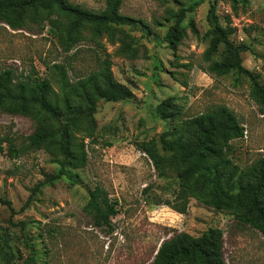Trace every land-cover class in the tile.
I'll list each match as a JSON object with an SVG mask.
<instances>
[{
    "label": "rangeland",
    "instance_id": "obj_1",
    "mask_svg": "<svg viewBox=\"0 0 264 264\" xmlns=\"http://www.w3.org/2000/svg\"><path fill=\"white\" fill-rule=\"evenodd\" d=\"M68 1L93 11L105 4ZM194 1L123 0L120 13L131 22L111 27L113 40L102 33L94 37L102 45L97 48L85 28L81 34L86 39L69 53L49 32L44 13H27L19 30L0 23V72L12 69L20 76L33 68L51 82L52 101L61 98V84L93 71L96 61L104 59L114 81L132 93L129 101L97 103L93 122L81 123L72 133L73 149L86 155L85 166L65 168L64 177L38 189V183L57 171L55 157L44 149L26 150L24 137L34 132L36 122L0 111V140L14 138L18 150L17 157L7 153L4 143L0 150V200L11 205L0 202V264H25L30 255L38 264H152L163 241L220 251L225 264H264V236L237 224L230 211L210 207L204 189L192 195L181 192L183 167L171 163L160 141L168 132L188 137L182 131L186 121L224 106L244 131L227 146L216 139L228 162L221 166L222 174L245 180V171L264 158V108L252 99L248 80L210 74L203 58L213 6L221 25L230 17L233 42L247 48L242 66L264 83V0H248L236 13L229 0H205L186 14L184 35L172 51L164 36L178 8ZM168 99L172 109L161 119L157 108ZM141 143L150 146L158 168L136 147ZM96 187L117 204L110 228L94 227L84 209Z\"/></svg>",
    "mask_w": 264,
    "mask_h": 264
},
{
    "label": "trees",
    "instance_id": "obj_2",
    "mask_svg": "<svg viewBox=\"0 0 264 264\" xmlns=\"http://www.w3.org/2000/svg\"><path fill=\"white\" fill-rule=\"evenodd\" d=\"M123 0H104V8L93 11L68 0H0V23L12 30L22 29L27 13L45 14L49 32L56 36L62 51L69 53L79 42L86 39L81 30L89 29L93 37L89 39L97 48L102 45L94 37L107 33L113 40L111 27L129 24L131 19L120 13ZM205 0H196L187 7L178 8L164 36L167 47L175 51L184 35L181 26L187 13L193 12ZM231 10L236 13L238 8L248 5V0H229ZM210 6L208 20L211 28L206 32L208 45L203 53L208 63L207 71L216 76L237 74L245 77L250 86L251 97L264 108V83L256 74L242 66V53L247 50L243 44H236L231 39L234 28L229 16L221 25ZM64 21V22H63ZM193 32L195 29L191 26ZM74 54H71L72 57ZM47 67V65H46ZM61 98L51 100V82L40 77L31 68L27 75L17 76L12 69L0 72V111L13 115L29 117L36 122L33 133L24 137L26 150L40 149L50 151L57 166V171L45 177L35 189L44 185H52L66 175L65 168L80 169L86 164V155L82 149H73L72 133L81 123L93 122L99 101L117 103L132 99L131 91L124 85L116 83L110 72L108 59L96 61V68L89 73L78 76L68 84H61ZM172 99L166 100L157 108L161 119L168 118L172 109ZM182 131L176 138L174 132L161 136V144L171 155V163L183 167L180 173L181 189L186 195L204 189L207 203L215 210H227L239 225H246L257 230L264 236V158L258 159L247 169L245 180H233L232 176L222 174L223 164L227 166L221 150L216 147V139L224 146L231 139L243 137V128L235 114L224 106L210 112L199 114L182 125ZM169 136V138H167ZM5 144L7 153L18 156L14 146V138L5 137L0 140ZM136 147L158 168L155 156L145 143ZM220 158L219 162L211 163V159ZM221 167V168H219ZM192 179L193 184L189 183ZM8 208L9 201L0 200ZM117 204L107 198L105 192L96 187L88 193L85 211L92 220L94 227H111V219L117 214ZM25 264H38L30 255ZM152 264H225L220 251L200 248H178L163 241L155 252Z\"/></svg>",
    "mask_w": 264,
    "mask_h": 264
}]
</instances>
